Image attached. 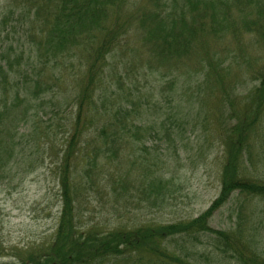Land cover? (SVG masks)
<instances>
[{
	"label": "rangeland",
	"instance_id": "374dc122",
	"mask_svg": "<svg viewBox=\"0 0 264 264\" xmlns=\"http://www.w3.org/2000/svg\"><path fill=\"white\" fill-rule=\"evenodd\" d=\"M149 1L129 0L128 2L127 0L124 6L117 8V13H131L129 16L117 15L118 17H135L134 26L129 33H124L119 38L114 48L111 47L107 68L117 72L118 80L121 82L138 83L146 100L143 105H138V111L142 113L144 120L154 122L160 132L164 131L163 125L171 114L176 115L174 120H180L181 117L186 122L182 133L171 136L161 135V138L156 139L151 146V151L156 154L157 159L165 161L159 164L165 166L164 175L167 176L168 181L163 180V182L168 187L162 189V192L156 195L158 199L156 201L152 199V202L142 191L133 189L123 191L118 188L117 192L122 194L118 202L114 201L112 194L111 207L100 210L102 204L100 203L95 208L94 216L98 221L96 226L105 230L115 225L180 222L195 218L209 207L222 187L221 166L227 154L229 156L231 154L217 139L214 126L225 131L226 138L233 134V129L239 126L244 118L247 121L244 126L246 128L244 138L253 147L247 152L238 150L234 163L240 164L244 159L252 158L247 166L248 176L251 179L245 182L249 185V189L255 190L258 195L264 194V124L258 127L253 124L255 121H250L249 113L245 116L238 114L245 105L253 109L260 100V103H264L262 99L264 89L259 91L261 97L255 95L254 99L246 98L251 89L259 84V76L264 74V32L259 26L264 24V17L259 14L246 15L245 17H249L250 21L256 22L249 23L253 27L240 28L237 18L242 21L244 19L238 12V5H231L226 15L224 7H220V2L223 3L225 0H201L204 7H209L211 13H216L218 23L200 30L194 37H189L190 45L186 51H183L175 49V44L169 49L161 39L156 41L157 35H148L143 27H153L157 22L162 21L163 17H177L179 13L183 17H188L187 0H160V6L154 8H162L166 3L170 5L166 4L165 9L154 16L157 17L155 19L141 12L146 5H149ZM34 3L44 7L42 17L36 21L42 28L45 26V17H57L60 14L58 7L61 6L62 0H0V45H2L0 57L8 56V61L13 66L12 70L18 67L15 58H22L30 49L31 53L35 52V48L31 46L33 43L28 44L24 37L18 40L22 26L16 21V17H27L29 7L30 16H33ZM51 7L54 9L52 10ZM225 8H228L227 1ZM143 17L144 25L140 22ZM33 19L34 17H30V20ZM30 32H38V29ZM142 32L147 34L143 37ZM98 36L101 37L102 33ZM88 47L82 42H77L75 56L62 59V66L59 68L62 80L59 86L69 91L60 90L50 99L49 93H46L47 98L43 107L46 113L41 119L39 114H33L34 109H32L24 119L19 120L14 111L4 120L14 127L16 141L27 138V146L15 145L17 153L24 155L27 153L28 157H31L37 152L32 147L35 140L28 131L34 124H40L39 120L44 121L51 114L58 112L56 118L71 123L75 116L77 105L75 101L83 97V104L93 101L99 104L101 97L99 88L92 91L95 92L94 94L90 91L87 79L82 80L83 68L77 64L79 55L85 53ZM111 63L116 67L112 69ZM37 72V64H34L29 68L9 73L6 82L0 78V91L10 84L16 87L26 80L34 79ZM219 72L223 73L220 83L216 80ZM228 91L229 96L226 95ZM30 93L34 98L32 105L41 101L35 98L32 92ZM22 95L30 98L26 93ZM113 99L114 97L110 101L113 102ZM34 108L36 109V106ZM82 110L83 115H93L88 120L90 128L92 125L98 128L101 124H106L108 109L97 107L88 110L82 105ZM48 122L51 123V120ZM52 134L45 127L38 130L39 136L50 137ZM58 140L63 141L62 134L58 136ZM128 152L130 159L127 178L131 174L137 176L139 183V173L143 176L141 166L151 163L155 165V162L147 161L145 156H136L133 149L127 150L123 147L117 153V160L113 161V164L120 167L118 162L124 160ZM50 156L44 153L39 163H34L30 170L27 162L26 172H22L24 159L17 161L18 157H15L11 161V174L0 177V264L15 262L17 256L20 255L22 258L26 249L39 250L44 243L52 239L60 205L57 186L53 180V175L56 174L52 169L50 173L47 172L51 165L44 167L40 164L52 158ZM15 167L19 169L16 175L13 169ZM255 170L256 173L252 175ZM157 175L159 178L163 174L159 172ZM253 179L262 182L254 183ZM106 193L107 189H104L103 194ZM126 199L132 202L122 204ZM226 201L213 214L209 225L217 229L241 228L244 231L242 238L252 236L260 239L259 248L264 253V198L246 196L238 189H231ZM106 205L109 206L110 203ZM206 239L208 240L209 237ZM209 240L211 242V239ZM173 244L179 247L178 244ZM194 244V242L187 243V249L194 252V249L190 248V245ZM238 245L242 248L248 246L242 242ZM172 247V244L168 246V251L178 254V249L176 251ZM198 247L200 252L195 256L201 259L198 261L199 264H237L233 258V261L229 259L227 262L229 256L226 254L222 255L216 250L210 251V246L205 248L204 244H200ZM152 258L156 264H169L166 252L160 257L152 254ZM157 258L160 260L157 261ZM131 261L121 260L117 264H145L144 261L143 263L139 261L131 263Z\"/></svg>",
	"mask_w": 264,
	"mask_h": 264
},
{
	"label": "trees",
	"instance_id": "16d2710c",
	"mask_svg": "<svg viewBox=\"0 0 264 264\" xmlns=\"http://www.w3.org/2000/svg\"><path fill=\"white\" fill-rule=\"evenodd\" d=\"M226 1L228 8H225ZM126 2L127 0H62L61 6L58 7L60 14L57 17H45L46 22L43 28L39 22H36L42 17L44 9L39 3H34L33 16H30L29 7L27 17H16V21L22 26L18 40L24 37L28 44L33 43L31 46L35 48V52L31 53L30 49L22 58H15L18 61V67L13 70L8 56L1 55L0 78L6 82L9 73L29 68L34 64H37L38 72L34 79L26 80L16 87L10 84L0 91V177L11 174V161L15 157H18L17 161L24 159L25 165L22 172H26L27 162L28 170H30L34 163H39L44 153L50 156L53 152V157L60 153L52 170L58 177L61 207L52 239L44 243L39 250L26 249L22 258L19 255L17 261L6 264H117L121 260L156 264L152 254L160 257L163 252L167 253L169 264H199L198 261L201 259L195 254H199L200 244H204L205 248L210 246V251L216 250L222 255L226 254L229 256L227 262L233 258L237 264H264V253L259 248L260 239L252 236L242 238L244 231L239 227L217 229L209 225L216 210L227 202L226 197L231 189H238L246 196L264 198V194L258 195L255 190L249 189V185L245 182L251 179L248 176L247 166L252 158L244 159L240 164L234 163L238 150L247 152L253 147L244 138L246 130L244 126L247 123L245 118L233 129V134L226 138V132L214 126L217 139L231 154L230 156L227 154L221 166L222 187L218 196L195 218L173 223L115 225L107 230L97 228L98 221L91 206L101 203L99 191L104 188L105 183H108L110 187L113 184V189L116 191L118 188L123 191L128 189L142 191L146 193L145 197L150 202L152 199L156 201L158 199L156 195L168 187L163 182L168 179L163 175L158 178L157 173L163 174L165 166L157 165V156L151 151V146L156 139L161 138V135L171 136L182 133L180 131L186 121L181 117H179L180 120H174L176 115L171 114L169 120L163 125L164 131L160 132L154 122L144 120L142 113L138 111V105H143L146 101L138 83L121 82L118 80L119 74L107 68L111 47L114 48L119 38L124 33H129L134 26L135 17H118L129 16L131 13L116 12L117 8L124 6ZM160 4V0H150L149 5H146L141 12L155 19L157 17L154 16L165 9L166 4L170 5L166 3L162 8H154ZM187 4L188 17H183L180 13L177 17H163L162 21L157 22L153 27L144 26L143 29L147 30L150 36L157 35L156 41L161 39L169 49L175 44V49L186 51L190 45L189 37H194L200 30L208 26L213 27L218 23L216 13H211L208 10L209 7H204L201 0H187ZM231 5H238V12L244 19L242 21L239 17L237 18L240 28L253 27L249 23L256 22L250 21L249 17H245L246 15L259 14L264 17V0L220 2V7L226 10V15ZM51 9L53 10L54 7ZM30 17L34 19L30 20ZM140 22L144 25L145 18H141ZM259 26L264 32V24ZM36 28L38 32H30ZM99 33H102L101 37L98 36ZM146 34L142 32L141 36L144 37ZM77 42L84 43L86 47L90 46L86 48L85 53L79 55L77 64L83 68L82 80L87 79L90 91H96L99 88L101 94L99 104L95 101L83 104L82 97L75 101L77 105L71 123L56 118L58 112L51 114L44 121L39 120L40 124H34L28 131L35 140L32 147L37 152L31 157H28L27 153L25 155L17 153L15 145L27 146V138L16 141L14 127L4 120L14 111L19 120L24 119L32 109H34L33 114H39L41 119V116L46 113L43 109L47 98L46 93H49L50 99L58 91L66 89L59 86L62 80L59 68L62 66L64 57L75 56ZM115 67L116 65L111 63V68ZM109 70L110 72L107 73ZM259 77V84L251 89L246 98L254 99L255 95L262 96L259 91L264 89V74ZM222 78L223 73L219 72L216 80L220 83ZM30 92L41 101L32 105L34 98ZM40 92L43 93L38 95ZM24 93L30 98L22 95ZM111 95L114 97L113 102L110 101L113 98L110 97ZM226 95H230L229 91ZM262 99L264 100V95ZM260 101L253 109L245 105L238 111V114L243 116L249 113L250 121H255L253 124L258 127L264 124V103ZM82 105L88 110L97 107L108 109L106 124H101L98 128L92 125L90 128L88 120L93 115H83ZM49 120L51 123L48 122ZM42 127L52 132V136H39L38 130ZM60 134L63 135V141L58 140ZM126 143L129 149L136 152V156H145L147 161H155V165L151 163L141 166L143 176L139 173V183H137V176L131 174L127 178L130 159L128 154L124 160L118 162L120 167L115 166L113 170L115 155ZM13 169L16 175L19 169L16 167ZM255 173L256 170L252 175ZM253 182L262 181L253 179ZM130 202L132 201L128 200L125 204ZM208 237L211 242L206 239ZM189 242L195 243L190 245L194 252L187 249L186 244ZM239 242L248 246L242 248L238 245ZM173 243L178 244L179 247L177 248ZM171 244L173 250L178 249V254L168 251L167 247ZM159 260L157 258V261Z\"/></svg>",
	"mask_w": 264,
	"mask_h": 264
}]
</instances>
